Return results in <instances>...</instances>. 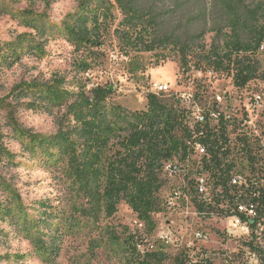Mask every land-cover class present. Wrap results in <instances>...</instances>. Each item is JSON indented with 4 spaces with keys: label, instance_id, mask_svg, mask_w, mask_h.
Returning <instances> with one entry per match:
<instances>
[{
    "label": "trees",
    "instance_id": "obj_1",
    "mask_svg": "<svg viewBox=\"0 0 264 264\" xmlns=\"http://www.w3.org/2000/svg\"><path fill=\"white\" fill-rule=\"evenodd\" d=\"M39 1L49 6L59 0ZM25 14L26 26L35 30L36 36L21 34L13 42L0 43L3 67L11 68L25 55L40 56L43 52L44 41L36 39L46 34L39 26L44 17L33 11ZM60 32L82 54L76 64L80 72H88L103 62L106 54L102 48L109 41L133 75L177 61L182 72L225 74L239 90L264 76V0H79L76 11L65 18ZM208 36L212 39L210 44ZM115 93L111 83L87 89L82 82L72 86L65 77L56 75L43 82H21L8 96L0 98V109L8 112L25 150L34 158L39 157L42 166L66 185L69 194L68 216L61 206L39 204L37 225H43L48 232H43V238H36L28 228L30 216L20 196L10 192L0 172V219H10L17 228L28 225L25 235L44 261L51 262L59 256V241L66 229L73 231L83 224L87 228H101L105 235L100 241L90 239V248L99 242L106 250L115 247L117 256L123 257L126 264L167 262V246L156 239L170 187L164 169L174 157L186 155L187 140L195 138L207 145L214 184L230 197L228 172L235 164H225L220 156L234 122L222 117L216 125L208 120L192 130L190 114L180 100L169 103L150 93L146 109L132 111L110 101ZM196 96L201 102V96ZM17 106L49 115L63 109L58 131L43 135L20 128L13 120ZM3 138L0 127V169L10 167L9 163L14 161ZM249 139L240 134L231 147L234 150L239 145L248 156V164H258V154L251 156L255 144ZM260 182V196L256 200L258 223L264 218V188ZM194 201L201 208L198 200ZM122 203L137 216L144 227L143 234L129 233L125 240L116 237V229L109 220L117 215ZM55 221L58 223L54 224ZM104 222L107 223L102 226ZM150 244L155 246L152 251L147 250ZM139 245L146 246L144 253ZM248 247L258 252V261H263L264 251L260 250L264 248L254 239ZM179 248L175 264H212L202 253L192 255L187 247ZM236 255L239 254L229 256V264H234ZM6 259L9 256L0 253V263Z\"/></svg>",
    "mask_w": 264,
    "mask_h": 264
},
{
    "label": "rangeland",
    "instance_id": "obj_2",
    "mask_svg": "<svg viewBox=\"0 0 264 264\" xmlns=\"http://www.w3.org/2000/svg\"><path fill=\"white\" fill-rule=\"evenodd\" d=\"M78 2L79 0H59L46 6L39 0L35 2L0 0L1 44L13 42L21 34L36 36V31L26 26L24 19L26 11L43 15L44 19L39 26L46 33L36 39L44 41L43 52L40 56L25 55L18 64L11 68L0 65V98L8 96L12 89L21 82L33 80L43 82L56 75L65 77L67 83L72 86L78 81L82 82L87 89L99 84L111 83L116 88V93L110 101L132 111L146 109L147 96L150 93L156 94L161 100L173 103V100H179L180 94L192 92L201 96L202 106L206 107L212 106L215 98L220 95L224 100L221 108L231 117L230 122H234L235 126L233 130L232 127L230 128L229 136L233 142L232 147L238 141L239 132L246 134L255 144L252 151L256 149L258 160H260L258 181H261V186L264 188V76L262 79L251 82L245 89L239 90L233 85L232 78L225 74H209L195 70L182 72L177 61H169L157 68L148 69L144 74L133 75L126 68V60L118 57L115 45L110 44L109 41L102 48L106 54L103 62L92 67L88 72H80L76 64L82 59V54L77 53L65 35L60 32L63 21L69 14L76 11ZM46 26L48 29L44 30ZM51 27L55 29L50 31ZM211 40V36H208L207 43L210 44ZM261 58L264 72V54ZM145 60L150 61L147 55ZM166 84H169L170 90L161 91L160 88ZM7 102L15 103L12 99H7ZM63 114V109H56L53 115H49L17 106L13 120L20 128L31 133L52 135L58 131V119ZM12 125L13 122L8 112L0 109V127L4 133L3 143L14 158V161L9 163L10 167L0 169V172L5 177L10 192L20 196L24 208L27 209L31 223L28 228L31 233L36 238H43V232L47 234L48 230L46 231L43 225H37L40 219L39 204L44 202L52 206H61L67 211L68 216L69 194L66 185L55 179L51 171L42 166L40 158H34L25 150L23 140L18 138ZM237 150H240L239 145L234 152ZM239 154H242V151ZM236 160L241 166L246 164V159L242 157L240 159V155ZM167 180L168 186H171L176 184L177 178H167ZM9 220L0 219V253L9 256V259L0 264H126L123 257L117 256L114 251L115 247L106 250L99 242L94 244L95 247L92 245L90 248V239L100 241V238L105 235L101 228L100 230L87 228L83 224L73 231L66 229V234H63L59 241V256L54 261H44L25 235L28 225L17 228L11 225ZM167 221H171L172 227L169 229L176 236L184 234L182 216L173 214L168 216L167 220L164 218L159 220L156 236L160 232V226L168 230ZM109 222L116 229V237L124 240L129 233L143 234L145 232L137 216L125 203L119 206V212ZM261 222L264 228V218ZM57 223L54 222V224ZM106 223L101 225L105 226ZM37 230L40 232H36ZM250 242L239 239L226 242L225 236L216 228L212 241L204 245L209 254V262L212 264H229L231 262L229 256L233 254H239L234 258V264H264V258L263 261H257L247 254ZM257 244L264 248V231ZM165 246H167L166 251L170 259L164 264H175L174 258L180 248L171 246V244H165ZM262 250L264 251V249L260 251Z\"/></svg>",
    "mask_w": 264,
    "mask_h": 264
},
{
    "label": "built area",
    "instance_id": "obj_3",
    "mask_svg": "<svg viewBox=\"0 0 264 264\" xmlns=\"http://www.w3.org/2000/svg\"><path fill=\"white\" fill-rule=\"evenodd\" d=\"M169 88V84H166L160 90L167 92ZM179 100L190 114L192 130L196 124L204 125L208 120L211 125H216L222 117L230 122L231 117L221 108L224 100L220 95L215 98L212 106L208 107L202 106L200 99L192 92L180 94ZM232 144L229 136L225 143L226 147L221 150L224 154L221 153L220 156L225 164H235L228 172L232 188L230 197L225 196L221 186L216 187L214 184L211 170L213 167L209 168L212 166L211 157L207 145L203 142L195 138L187 140L186 155L174 157L166 163L164 173L168 178H177V181L165 194L163 218L167 220L168 216L180 214L184 220V234L176 236L169 229L172 227L171 221H167L168 230L160 226V232L156 236L158 241L171 246H184L191 250L192 255L202 253V256L208 257L204 244L212 241L216 228L225 236L226 242L232 239L250 242L255 239L257 244L261 239L264 228L261 222L258 223V202H256L260 196L258 164H248L247 154L243 151L239 154L241 149L234 152ZM252 150L251 156L257 157L256 149ZM239 155L240 159L241 157L246 159L244 166L236 160ZM194 199L198 200L201 208L194 203ZM154 249V244L147 247L148 251ZM139 250L144 253L146 246L140 245ZM247 254L258 261L257 251L248 247Z\"/></svg>",
    "mask_w": 264,
    "mask_h": 264
},
{
    "label": "bare ground",
    "instance_id": "obj_4",
    "mask_svg": "<svg viewBox=\"0 0 264 264\" xmlns=\"http://www.w3.org/2000/svg\"><path fill=\"white\" fill-rule=\"evenodd\" d=\"M165 171H166V166H165V169H164ZM140 247V245L138 246V248Z\"/></svg>",
    "mask_w": 264,
    "mask_h": 264
}]
</instances>
